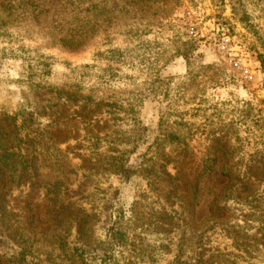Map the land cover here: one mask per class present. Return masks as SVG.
Returning <instances> with one entry per match:
<instances>
[{
	"label": "rangeland",
	"instance_id": "rangeland-1",
	"mask_svg": "<svg viewBox=\"0 0 264 264\" xmlns=\"http://www.w3.org/2000/svg\"><path fill=\"white\" fill-rule=\"evenodd\" d=\"M80 1L92 37L83 51L15 28L0 33V113L59 108L63 101L42 85L82 87L117 107L99 126L112 142L47 151L48 168L13 191L25 207L0 215V264H189L207 231L219 255L233 250L236 264H264V249L256 250L264 243V193L226 199L219 175L225 164L241 168L264 140V0ZM111 20L118 25L106 26ZM185 47L193 48L189 59L179 53ZM116 147L129 151L119 173L107 166ZM222 149L233 152L223 157ZM211 163L217 172L202 176L194 193L190 173ZM93 165L97 174L84 177ZM79 181L92 185L76 193ZM78 204L99 214L88 217ZM215 204L225 206L215 211L224 212L232 239L213 236L222 225L211 216ZM73 211L86 221L79 231ZM31 215L37 222L27 221ZM243 242L256 250L252 260L241 254Z\"/></svg>",
	"mask_w": 264,
	"mask_h": 264
},
{
	"label": "trees",
	"instance_id": "trees-1",
	"mask_svg": "<svg viewBox=\"0 0 264 264\" xmlns=\"http://www.w3.org/2000/svg\"><path fill=\"white\" fill-rule=\"evenodd\" d=\"M114 6L117 8L118 3H114ZM88 8L87 3L80 0H43L41 3H25V0H0V20L2 21L0 24L4 27L3 31L0 29V33L4 35L7 31L9 33L15 28L13 32L25 35L33 41L38 38L39 42L45 40L47 43L43 44L49 43L50 46L59 49L73 52L83 51L89 47L90 40H92L87 28ZM117 22L111 20V22L106 23V26L115 27L118 25ZM36 34L41 35V37H37ZM100 36L98 35V37ZM129 40L128 35L125 39H122L125 42ZM191 49L193 50L192 47H185L184 51L181 50L179 53L189 59L192 53L188 52ZM114 50L119 51L120 49L115 47L109 49L107 53L114 52ZM39 87L43 88V93L50 95V97L62 100V105L59 108H57L58 105H55L57 110L51 105V108L45 113L39 111L28 112L26 110L25 114L0 113V215L3 214V217L5 213L13 211L15 207H25V201H21L23 203L21 205L20 202L14 199L13 191L19 186H25L29 178L38 177L43 169L48 168L47 164L52 160L48 159L46 155L48 150L57 149L59 151L62 145H69L72 141H88L91 144L112 142V136L107 132L99 133L100 124L104 121L106 123L115 116V108L117 107L112 101H109L108 98L96 97L82 87L70 89L61 86L59 88L51 84ZM122 111L128 113L133 109L131 106L128 108L123 107ZM41 118L44 119V123ZM257 145L260 147L254 153H250L246 158L247 160H243L241 168L235 169L225 164L219 171V175L226 178L224 185L226 199L240 200L248 193L250 194L248 197L252 195V199H254L255 192L264 193V140L257 142ZM117 148L112 149L115 154L111 156L112 159L107 163L109 170H112L113 173L125 171V154L129 152L127 149L124 152ZM98 150L94 148L93 151L96 153ZM222 152V156L225 157L233 151L225 149ZM215 158L217 159L218 156ZM213 161L215 162V160ZM93 166L91 168L82 167L83 169L86 168L88 173L87 175L83 174L84 177L97 174L96 165ZM201 166L199 172L190 173L191 179L188 178L194 188V193L199 189L198 186L202 176L217 172L214 163ZM65 172L61 170V173ZM181 172L182 170L178 167L175 175L180 177ZM70 183L71 181H68V185ZM74 184L78 191L76 193L92 185L91 183L87 185L81 181ZM62 186L64 187V185H61L60 188ZM72 198H68L70 204ZM78 205L84 209V214L91 212L88 217H95L99 214L95 206H92L88 212L80 204ZM224 207L215 204L212 209L211 216L220 217L218 223L223 225H219L221 232L215 231L213 236L222 233L232 239L230 222L224 223L221 220L224 212L215 211ZM73 209L79 208L74 206ZM79 215L74 211L69 215L74 216L72 224L78 231L85 227L86 222L79 218ZM38 218V216L35 218V215H31L27 217V221H30V223L37 222ZM115 223L116 221H113L112 226L107 229L109 233L112 230L114 231ZM214 241L215 238L208 234V231L204 233L202 235L203 243L198 246V252L194 253L192 251V256L193 254L198 255L197 261L189 264H236V261H231L230 258L239 256L233 250H228L219 255L221 249L217 243H213ZM242 244L244 246L240 248L241 254L250 260L254 258L256 250L264 249L263 242L256 246V250H251L253 246L247 242Z\"/></svg>",
	"mask_w": 264,
	"mask_h": 264
}]
</instances>
